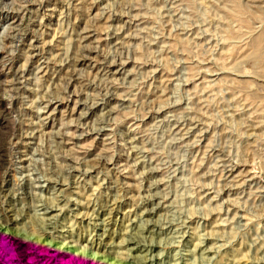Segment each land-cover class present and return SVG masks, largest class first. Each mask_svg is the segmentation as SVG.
<instances>
[{
    "label": "rangeland",
    "instance_id": "rangeland-1",
    "mask_svg": "<svg viewBox=\"0 0 264 264\" xmlns=\"http://www.w3.org/2000/svg\"><path fill=\"white\" fill-rule=\"evenodd\" d=\"M0 264H264V0H0Z\"/></svg>",
    "mask_w": 264,
    "mask_h": 264
},
{
    "label": "bare ground",
    "instance_id": "bare-ground-1",
    "mask_svg": "<svg viewBox=\"0 0 264 264\" xmlns=\"http://www.w3.org/2000/svg\"><path fill=\"white\" fill-rule=\"evenodd\" d=\"M1 101V100H0ZM2 102V101H1Z\"/></svg>",
    "mask_w": 264,
    "mask_h": 264
}]
</instances>
